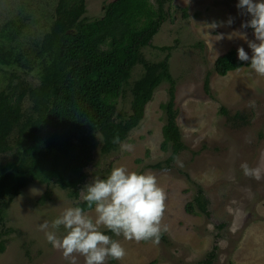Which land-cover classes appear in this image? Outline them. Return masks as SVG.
Listing matches in <instances>:
<instances>
[{"label": "rangeland", "instance_id": "rangeland-1", "mask_svg": "<svg viewBox=\"0 0 264 264\" xmlns=\"http://www.w3.org/2000/svg\"><path fill=\"white\" fill-rule=\"evenodd\" d=\"M109 1L86 0L85 16L100 17ZM149 1L157 8V0ZM158 1L159 28L152 46L139 48L138 63L116 99V113L125 119L132 113V88L147 70L162 71L165 76L146 104L142 120L121 142L133 150L123 151L120 144L102 156L95 150L85 168L87 179L79 198L83 199L85 186L93 179L121 165L153 174L165 190L159 243L128 241L105 230L126 249L123 260L109 258L106 264H264V77L249 65L224 77L213 71L216 58L232 49L237 55V48L243 47L251 56L245 41L227 38L239 30L254 40L251 29L240 27L249 17L237 9L238 0ZM55 3L0 0V26L18 17L27 19L33 30L47 28ZM229 17L231 26L214 30L203 26L226 22ZM217 34L225 38L215 40ZM34 70L18 71L13 82L36 85ZM165 105L176 112L174 123L184 144L170 161V142L166 150L161 149ZM245 162L261 168L259 180L244 175L240 165ZM76 199L53 182L36 181L21 189L5 211L4 228L11 231L0 237L4 241L0 264H70L46 241L39 225L57 218ZM198 200L206 212L198 207ZM190 203L194 213L186 210ZM63 233L61 227L59 234ZM75 264H84L83 257L76 255Z\"/></svg>", "mask_w": 264, "mask_h": 264}, {"label": "trees", "instance_id": "trees-1", "mask_svg": "<svg viewBox=\"0 0 264 264\" xmlns=\"http://www.w3.org/2000/svg\"><path fill=\"white\" fill-rule=\"evenodd\" d=\"M155 2L157 8L149 0H111L100 17L88 21L80 19L86 0H57L47 28L33 30L27 19L18 17L0 26V69L8 68L12 80L0 85V237L11 231L4 228L5 211L21 189L36 181H54L71 195L78 194L93 150L99 144L102 152L115 149L113 137L123 142L142 120L165 76L162 71L149 69L134 83L127 119L115 113L116 99L138 63L139 47L149 45L159 28L162 10ZM249 63L232 49L219 55L213 66L225 76ZM25 68H35L36 85L13 82ZM5 80L0 79L2 84ZM164 109L161 149L170 142V161L184 144L174 123L176 112L170 105ZM197 205L205 210L201 200ZM76 206L85 202L79 200ZM186 210L195 212L192 203ZM3 249L0 239V252Z\"/></svg>", "mask_w": 264, "mask_h": 264}, {"label": "clouds", "instance_id": "clouds-1", "mask_svg": "<svg viewBox=\"0 0 264 264\" xmlns=\"http://www.w3.org/2000/svg\"><path fill=\"white\" fill-rule=\"evenodd\" d=\"M236 7L242 10L241 14L249 17L240 27L251 29L254 40L248 39L246 31L239 30L229 33L227 38L231 40L235 37L247 43L251 56L243 47H238V59L245 62L250 61V69L258 76L264 77V0H238ZM85 13L80 19L92 21L91 19L98 18H87ZM232 23L233 18L229 17L226 22L214 21L203 26L205 29L214 30L221 26H231ZM206 34L208 35L207 32ZM224 38L223 34H217L214 37L215 40ZM149 45L152 46L151 41ZM23 70L28 71L26 68ZM2 77L6 80L3 84L0 81V85L4 86L8 80H11L8 68L3 65L0 69V79ZM221 111H225L223 107ZM113 143L120 144L123 151L133 150L132 145L121 143L119 136L113 137ZM97 149L101 156L114 150L102 152L101 144H99V147L93 150L92 155ZM101 158L103 160V157ZM91 162L90 158L83 167L85 178L77 186L78 194L74 193L73 196L70 194L71 190L67 189L74 199L78 197L73 206L65 208L51 222L45 221L39 225V229L45 234L46 241L53 248L61 251L62 256L69 260L70 264H75L76 255L83 257L84 264H106L109 258L117 261L123 260L126 256V249L119 240L105 234V230L116 237L122 236L124 240L151 241L158 244L162 233L161 221L165 211L166 193L159 185L157 178L151 173H139L130 171L123 165L117 166L107 176L102 175L101 178H95L87 184L83 199H80V187L87 179L85 168ZM240 167L245 176L256 180L261 178L262 170L259 166L251 167L245 162ZM52 182L56 185L54 181ZM57 188L66 191L58 186ZM79 200L85 202L84 207L76 206ZM202 211L206 212V210ZM61 227L64 229L62 235L59 234Z\"/></svg>", "mask_w": 264, "mask_h": 264}, {"label": "flooded vegetation", "instance_id": "flooded-vegetation-1", "mask_svg": "<svg viewBox=\"0 0 264 264\" xmlns=\"http://www.w3.org/2000/svg\"><path fill=\"white\" fill-rule=\"evenodd\" d=\"M56 2H57V0H56ZM55 5H56V3H55ZM55 5H54V7H55ZM54 7H53V10H54ZM16 20H14L13 22H15Z\"/></svg>", "mask_w": 264, "mask_h": 264}]
</instances>
